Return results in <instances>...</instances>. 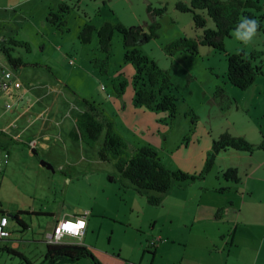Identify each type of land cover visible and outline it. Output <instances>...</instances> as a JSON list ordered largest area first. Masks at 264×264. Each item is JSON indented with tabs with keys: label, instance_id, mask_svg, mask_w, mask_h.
Here are the masks:
<instances>
[{
	"label": "rangeland",
	"instance_id": "374dc122",
	"mask_svg": "<svg viewBox=\"0 0 264 264\" xmlns=\"http://www.w3.org/2000/svg\"><path fill=\"white\" fill-rule=\"evenodd\" d=\"M63 1L68 10L63 13L64 26L57 29L46 21L49 11L59 12L51 0H0V29L20 13L21 8L15 7L20 6L17 3L24 6V15L18 23L22 31H26L24 41L29 46V51L25 47L11 46L10 56L21 62L17 68L9 64L0 49L3 63L0 64L12 73L19 71L20 82L31 91L38 88L46 76L49 81L60 84L64 93L58 97L61 101L54 106L55 113L72 111L79 114L83 109L78 108L85 107L83 100L98 103L104 110L105 119L114 124V131L125 142L128 153L147 145L157 151L167 168L186 173L199 172L206 151L221 134L243 137L254 146L261 142V134L264 135V32L253 31L245 39L238 33L247 32L234 31L231 37L223 40L224 52H221L198 43L203 30L195 29L190 13L176 8L178 3L188 4V0ZM148 7L162 13L152 16L147 12ZM206 22V28H213L210 19L206 18ZM106 23L141 26L145 32L150 25H158L156 38L136 49L169 73L172 84L169 93L176 99L173 120L168 118L167 112L133 103L135 71L130 63L124 62L125 50L117 32L112 36L110 56L102 67L100 61L106 59V55L99 50L96 33L88 44L79 42L80 27L89 24L98 29ZM184 38L197 41L196 54L184 49L167 50L168 45ZM239 52H244L247 57L253 54L252 63L261 70L246 90L233 87L226 77L227 55ZM68 57L74 60L73 67L68 64ZM118 76L126 80L120 97L113 83ZM100 84L106 86V93L100 90ZM68 118L71 119L70 115ZM56 130L59 135L57 154H40L38 157V164L44 161L52 167L50 170L42 167V172L47 174L45 178L37 173L34 175L31 168H27L31 158L27 155L29 152L23 155L21 150L28 149L23 142L7 143L11 164L6 176V165L2 167L3 172L0 171V210L5 212L9 207L47 209L63 218V214L84 207L89 212V231L84 241L98 252L104 263H108L106 258L112 257L127 262L142 260V264H148L152 259L148 246L154 241L156 245L161 242V248L153 264H171L179 253L171 254L169 248L168 254L164 251L169 245L162 233L168 230H171L170 235L180 233L179 225L185 218L174 219V225L169 228V219L163 208L148 207L135 195L125 192L126 180L118 175L113 162H102L98 158L103 132L95 145L89 147L80 140L70 141L62 123L60 127L56 126ZM254 153L255 165H259V173L264 179V152ZM2 156L0 152V162ZM69 180L71 184H68ZM217 181L224 182L214 169L207 182L217 184ZM132 208L135 209L131 211ZM153 217L158 220L154 229ZM29 219L30 216L25 218L32 231L45 228L49 223L48 219L31 218V222ZM9 221L10 226H17L11 217ZM181 231L186 235L181 232L182 235L172 239L189 236L184 225ZM198 235L194 232L193 239ZM24 246L23 252L20 251L29 261L38 264L39 251L31 249L30 245ZM255 252L253 246L242 244L233 253V263L244 264L247 258L255 256ZM259 255L257 262L251 264H264V246ZM0 264L24 262L1 249Z\"/></svg>",
	"mask_w": 264,
	"mask_h": 264
},
{
	"label": "crops",
	"instance_id": "0c3cea01",
	"mask_svg": "<svg viewBox=\"0 0 264 264\" xmlns=\"http://www.w3.org/2000/svg\"><path fill=\"white\" fill-rule=\"evenodd\" d=\"M51 1L57 8L64 2L63 0ZM17 5L20 6H14L18 9L21 8L20 13L14 15V18L9 20V24L6 27L0 29V46L3 45L6 48H11L13 45L10 42L25 43L24 36L26 31H22L20 23H18L24 15V6L20 3H17ZM10 7L13 8L12 6ZM80 29L81 27L78 32ZM0 63L2 62L0 61ZM17 67L14 66V68ZM19 73V71L13 72V76L18 82H20ZM48 78L46 76L45 80L41 81V85L32 91L21 82L19 90L9 89L10 91L6 92L0 91V152L3 155L0 171L6 165L4 168L5 176L8 174L7 169L11 164V160H8L10 158L8 142H23L28 149L21 151L23 155L29 152L27 155H30L29 157L31 158L29 163H27V168H31L34 175L37 173L44 178L47 177V174L42 172L43 166L40 163L38 164V157L40 154L44 156L57 154L55 153V149H57L59 135L56 126L60 127L62 123V128H64L68 139L75 142V140L70 138L69 134L75 127L77 116L86 111V106L78 108V110L83 109L79 114L72 111H69L68 114H62V111L55 113L54 106L60 104L61 100L59 101L58 97L64 92L60 84L49 81ZM101 85L103 84H100L99 88ZM104 87L105 90L102 92L106 93V86ZM6 105H10V109H6ZM63 105L66 108L67 103ZM69 115L71 119L68 118ZM38 121H40L39 126H37ZM15 123H18V126ZM59 131L63 133L62 129ZM134 151L135 149L131 150L130 154ZM5 155L7 156V163L3 162ZM205 158L201 162L202 165L199 172L188 174L197 175L200 173ZM254 158V152L249 154L235 150L223 151L215 157L212 169L204 178L192 182L175 184L163 195L161 204L155 206V208H163L166 211L169 219V228H172L174 225L172 224L174 219L178 217L185 218L182 225H184L189 233V236H181L177 240L172 239L182 234L186 235V232L181 231L182 225H179V228H181L180 233L182 232V234L175 233L170 235L171 230L162 233L168 240L167 245H169L164 251L168 254L167 249L169 248V253L173 254L175 251L179 253L178 257L171 264H234L233 253L242 244H249V247L253 246L256 251L255 256L247 258L244 264L257 262L264 246V179L261 178L259 165H255ZM46 160L47 162L50 161V159ZM230 168L237 170L240 178L239 183L235 184L222 178L221 174ZM214 169L218 176L224 180L223 183L219 181H217V184L207 182V178ZM244 176L243 180L242 177ZM69 183H72L71 180L68 181ZM124 188L128 195H135L136 199L143 201L148 207H154L147 204L144 195L138 194L130 188L127 181L124 183ZM134 209L132 208L131 211ZM17 212L21 213L19 218L23 226H20L17 222V226H10L9 218ZM4 213L3 216L8 218L7 230L10 233V237L0 241V250L7 249L25 257V253H22L23 248H25L24 244L30 245L31 249H37L40 253L38 264L43 260L48 245L46 244L45 236L52 232L58 221L83 216L85 213H88L87 216L89 215V212L84 207H79L77 211H69L63 214V218L59 217V213L57 215L54 214L53 210L48 211L47 209L42 211L39 209L27 210V208L16 207L15 209V207H9L5 209ZM28 216H30V222L32 218L36 220L48 219L49 223L45 228L42 227L38 231H32L31 225H28L25 220ZM87 216L85 218L86 229L83 236L80 239H67L65 242H67L66 244L86 246L98 254L93 247L88 246L89 244L87 245L84 241L89 231ZM159 218L160 216L157 217V219ZM157 219L154 217L152 219L153 229L157 224ZM195 229L197 230L194 231ZM194 232L199 233L196 239H193ZM158 234L162 236L161 233ZM150 243L148 247L151 248L152 259L148 264H153L154 258L158 254L157 251L161 248V242L158 245L154 241ZM25 258L27 259V257ZM106 260L107 264H142V260L127 262L112 257L106 258ZM29 262L34 264L31 261ZM75 264H90V262L81 260Z\"/></svg>",
	"mask_w": 264,
	"mask_h": 264
},
{
	"label": "trees",
	"instance_id": "16d2710c",
	"mask_svg": "<svg viewBox=\"0 0 264 264\" xmlns=\"http://www.w3.org/2000/svg\"><path fill=\"white\" fill-rule=\"evenodd\" d=\"M58 8V14L49 12L46 21L60 29L65 24L63 13L68 8L63 3ZM176 8L181 12L190 13L195 29L203 30L198 43L212 47L217 51L224 52L223 40L231 37L232 32H248V25L244 24L245 20H255L254 31L264 32V0L261 2L258 0H188V4L178 3ZM147 12L152 16L162 13V11L153 10L150 7L147 8ZM206 18L211 20L213 28H206ZM242 24L243 27H241ZM157 28L158 25L155 23L148 27V32H145L141 26L124 27L120 24L106 23L96 29L87 24L80 29L78 40L82 45L88 44L92 40L93 33H96L99 50L106 55L104 62L100 61L99 66L102 67L110 56L111 39L114 32H117L122 38L125 50L124 62L130 63L135 71L132 78L133 103L150 110L167 112L168 118L173 120L176 113V99L169 93L172 88L169 73L160 69L152 60L136 49L137 46L156 38ZM10 44L25 47L29 51V46L26 43L10 42ZM0 49L10 65H21L19 59L10 56L11 48L2 45ZM178 49L196 54L197 41L184 38L174 41L167 47L168 51ZM254 59L253 54L247 57L244 52L227 55L226 77L233 87L246 90L251 86L256 75L261 73L260 67L253 65L252 60ZM113 83L117 96L120 97L126 86V80L122 76H118ZM83 103L86 106V111L77 116L75 127L69 134L70 138L83 141L89 147H93L103 132L104 137L98 150V158L102 162L112 161L118 175L128 182L130 188L138 194L144 195L150 206H159L163 195L174 184L204 178L212 169L215 157L223 151L235 150L249 154L254 151L264 152V135L262 134L261 142L254 146L243 137H233L224 133L212 142L200 173L194 175L180 170L173 171L162 163L157 151L147 145L137 147L132 154L128 153L125 142L114 131L113 124L105 119L100 104L87 100H83ZM237 173L236 169L230 168L222 173V178L237 184L240 180ZM4 214L0 210V217ZM20 214V212L12 214L11 218L23 226L19 218ZM5 251L18 257L24 264H31L21 254L7 249ZM81 260H88L90 264H106L96 252L77 244L47 245L40 264H75Z\"/></svg>",
	"mask_w": 264,
	"mask_h": 264
},
{
	"label": "built area",
	"instance_id": "2783aa9c",
	"mask_svg": "<svg viewBox=\"0 0 264 264\" xmlns=\"http://www.w3.org/2000/svg\"><path fill=\"white\" fill-rule=\"evenodd\" d=\"M68 64L74 66V60L68 58ZM21 88L20 82H18L13 73L4 68L0 64V91L6 92L9 89L19 90ZM101 91L105 90V87L101 85ZM6 109H10V105H6ZM7 156L3 160L4 163H7ZM2 163L0 162V168ZM88 213H85L83 216L63 219L58 221L51 233L46 234L45 240L48 245H58L66 244L67 239H80L86 229V216ZM8 218L6 216L0 217V241L6 240L10 237V233L7 230Z\"/></svg>",
	"mask_w": 264,
	"mask_h": 264
},
{
	"label": "clouds",
	"instance_id": "9594fccd",
	"mask_svg": "<svg viewBox=\"0 0 264 264\" xmlns=\"http://www.w3.org/2000/svg\"><path fill=\"white\" fill-rule=\"evenodd\" d=\"M244 24L248 25V32L245 34H240L238 33V35H243L245 39H247L248 37H250L251 33L255 30L256 27V21L255 20H245ZM244 25L242 24L241 27H243Z\"/></svg>",
	"mask_w": 264,
	"mask_h": 264
},
{
	"label": "water",
	"instance_id": "95a60500",
	"mask_svg": "<svg viewBox=\"0 0 264 264\" xmlns=\"http://www.w3.org/2000/svg\"><path fill=\"white\" fill-rule=\"evenodd\" d=\"M40 165L43 166V167H45V168H47V169H51V166L48 165V164H47L46 162H44V161H40Z\"/></svg>",
	"mask_w": 264,
	"mask_h": 264
}]
</instances>
